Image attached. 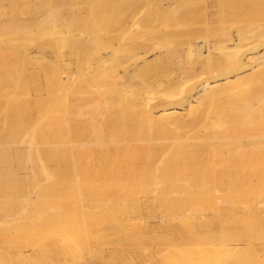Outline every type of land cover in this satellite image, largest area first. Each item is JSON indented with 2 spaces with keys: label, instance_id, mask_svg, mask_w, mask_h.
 Segmentation results:
<instances>
[{
  "label": "rangeland",
  "instance_id": "374dc122",
  "mask_svg": "<svg viewBox=\"0 0 264 264\" xmlns=\"http://www.w3.org/2000/svg\"><path fill=\"white\" fill-rule=\"evenodd\" d=\"M196 1L202 2V0H196ZM36 2H38L39 5L40 4L41 5L39 6L38 3L36 4ZM49 4H51L52 6L48 7ZM73 4H74V8L72 6ZM175 4L176 3L169 4L166 0H75V1L68 0V3L67 0H56V1L55 0L52 1L0 0V108H1L0 124L4 122L5 124L8 125V126L6 125V127H8L6 129V132L8 133L13 131L17 133V130L19 129L18 133L21 130V132L24 131L23 133H21L23 136L26 135L27 137H31V139L26 138L25 140L27 141L35 140L34 141L35 144H33V146L35 145L34 149L29 148L33 150L35 156L34 158L33 153H31L32 151L29 150L30 151L29 155L32 154L31 158L32 157L34 158V160L32 158L31 161L30 156L28 157L22 156V155L26 156L27 154L26 152H23L25 151V149H27L26 146L27 141L23 142L25 141L23 140L24 138L23 136L19 135L20 142L19 140H17V142L13 146V148L16 149H13L12 146H9L8 148L7 146L3 145L2 141L5 140V137L7 136L8 133L4 134L5 129L1 130L5 126V124H3L2 127L0 125V134L2 132L1 134L2 137L3 135H5L4 138H2L4 140L0 138L2 147L5 146V148L7 147L8 149H10L11 147V149L14 150V151L11 150L13 152H10L9 150V153L11 158L12 159L14 158L13 162L15 161L13 163L12 159H9L10 156L8 157V154L6 153L4 155L8 157V158L6 157L7 161L9 159V161L11 160L10 162L12 163H7V162L2 163L3 155H0V158L2 159V160L0 159L1 160L0 175L2 174L1 175L2 177L0 176L1 177L0 181L3 183L0 184L1 186L0 189H2V187L5 186V188L2 189L4 192H2V190L0 192L1 194L0 195V264H264V242L263 240L257 241L258 237H264V230H262L263 229L262 227L264 226L259 227L257 222L255 221V217L253 215H249V213H247L246 211L243 210L241 211L240 208H237L235 212L230 211V204H229V199H231L229 195L231 196V194L232 196L235 195L234 198L232 197V199L233 201L237 200V202H239V199H241L242 197L243 198L244 196L247 197L246 195H248L249 200H253L258 196L260 197L264 196V181L259 180L260 182H256L258 179L255 178L256 181H254V179H252L251 177L250 179H248L249 177L248 178L245 177L244 180V176L242 178V176H238V174L237 175L234 174V172H237L239 167L235 168L233 163H231L232 167L236 169L235 171H232L233 172L232 173L230 172L231 168L227 167L228 164L227 165L225 164L226 160L223 161L225 157L226 159L228 158L230 162H232L231 159L235 158L233 162L236 161V164L239 166L240 164H242V162H244L247 159L246 158L247 154L249 160V158H251L250 156L253 154L251 151L254 150V152L256 153L255 149L260 144L261 141H262L261 142L262 145L260 144V147H257V150L261 151V148L262 150H264L263 149L264 147H262L264 146L263 145L264 139L261 138V136L264 135V131L262 132V130H264V125H263L264 115L262 116V114H264L263 112L264 104L262 102H259L258 99L255 97L257 94H261L262 91L264 92L263 89L264 81L262 79V76H258V78L254 76L249 80L250 82L246 81L239 86L236 85L235 87L239 88L237 89V91L239 90L238 92H236L234 86L231 88V90L233 91L231 90L228 92L226 91L229 90L231 86L225 87V88L229 87L226 90L223 87L222 89L224 91L222 92H220L222 90L221 88H219L221 89L220 91H217L219 89L215 90L217 91L216 94L217 99L214 100L216 102L214 104L216 105V107L215 106L213 107V105H211V107L217 108L220 106V108L219 109L217 108L218 112H215L217 110H214L213 111L214 114L211 113L213 115V117L210 118L211 120L204 117L205 120L207 119L211 121V123L208 121L204 122L205 120L201 118L203 116L202 114H205L203 110L205 111V108L206 110L208 108L207 107L208 98L206 100L205 98H203V100L205 101H203L202 99L199 100V101H203L202 103L201 102L199 103V101H197L199 104H203V105H199L197 102L193 101L191 106L190 105L186 106V108L182 110V113L184 115V116L182 115L183 120L185 119V121L187 120V122L188 121L190 122L193 121V119L195 118L197 120V123L199 122V124L186 125L180 127L179 125L177 126L173 124L172 125L167 124L168 126L171 127L172 126H177V127H172V128L167 127L165 129L161 128L160 126L161 123H162L161 125L166 123V121L164 122V119H163L164 123L162 122V120L157 119L156 121H154L155 122L154 124L153 121L152 122L148 121V123L146 122L147 123L146 124L145 123L146 120L143 118L140 112L141 106L140 107H138L137 105L129 106V104L126 103L125 105H128L126 107H128L129 109L128 111L130 113L129 114L127 112L126 114L128 117L132 116L135 123L133 125L126 124L129 126V128L125 130L126 127H123L122 123L120 124L118 123L122 120L124 116H121L122 115L121 111L116 109L115 114H113L114 115L113 117L116 118L115 120H117V123L119 124V126L118 124H116L117 138L118 140H120L119 143L117 144L118 148L116 149V153H119L117 156L118 159L115 161V163L112 161H110L107 164L100 163L98 161L99 151L97 150L99 148L97 146L93 147L94 150L92 151L94 153L90 155V158H92L94 164H92L91 166L93 167V169L96 170L99 176L95 175L97 176L96 177L97 181L92 183L93 186L91 187H93L94 191L92 192L93 195L91 197L79 198L77 196H72V195L68 196L69 193L66 192L67 185L65 183L66 176L64 174L65 171H64V164L62 162L63 160H60L59 158H57L58 160H56L54 155L55 151L62 149L58 152V154L61 152L59 155L62 156L65 152V149H63L64 146L63 144L62 146L58 145L57 147L58 150L54 147V145H52V147L55 150H53V148L51 149V146H49L51 144L48 142H51L50 140L54 139L55 136L59 137V139L61 138L60 139L61 141L64 139L65 125L63 124L64 122H62V120L64 118L63 109H65L64 104L66 103L67 95H66V90H64V86L63 85L61 86L55 77H57L56 74H59L64 69L63 59L66 53V47L64 41L67 39L68 35L94 34L101 36L114 32L115 27L113 26L117 27L118 31L116 30V32H120V33L122 32V34L124 33L125 36L132 34L146 35V36L147 35L154 36L156 34H166V35L170 34L175 36L180 35L183 38V36L186 35L185 32L187 31L186 32L187 36L186 38L184 37V41L179 36L181 39L177 38L174 39L173 41L174 44L177 45L175 46L174 44H172V47H178L177 49H179L182 55L179 54V52L177 54H173V53L166 54L165 50H155L145 55L144 59L142 58L140 61H138L139 66L144 65L146 61L147 63L149 62L151 63H149L150 65L148 64L149 66L147 65L148 68L146 69L148 70V72L145 76L146 77L145 80H142L141 76L131 77L130 90L135 93H139L142 100L147 102L148 105L151 107V109L155 113H157L162 109V105L164 104L163 102V99L165 97L164 95L166 94V89H164L165 86L164 87L160 86L157 83V80H159L160 77H162L161 80L163 81H165L168 78L165 82L169 80H172L173 83L177 82V84L175 85L172 84L173 88L172 87L169 88V90L171 89V93L173 92L176 93L178 91L181 92L182 88L190 89L195 85L193 83H196L195 87H200L199 85L203 84L200 83L201 81L198 79L199 75L194 77L192 72L189 71V73H191L192 75L187 73L188 68L190 67L189 61L192 62L194 58H195L194 60H196V57H194V54L196 53L195 52L191 53L193 54L191 55L193 56V58H190L192 60L187 61V59L190 55V52H188V46L190 43L189 41L191 40V37L189 36L188 33H190V35L193 34L194 37L192 36V39L195 38V36L199 37V35L201 36V34L205 32L203 28L205 27V25L204 23H201V20H199L200 21L199 22L197 21V19L195 20L196 23L194 22V20L193 21L190 20L186 25L185 24L183 26L176 25V20L178 18L180 11L178 6H176ZM161 5L163 6L161 7ZM54 8L56 9V12ZM66 8H68V11H66ZM33 10L35 12H32ZM62 12L64 15H60L61 16L60 17L59 13L62 14ZM48 13L51 16H49ZM52 13H55L56 16H58V19H55L57 17L55 16L54 18ZM72 13H75L76 15L78 14V16L76 15L71 16ZM32 14H37V15H32ZM46 14L48 15L47 17H45ZM74 16H76V18ZM11 18H13L14 24L11 22L12 21ZM18 19L21 20L22 23ZM16 20H18L17 23L14 22ZM8 22L11 24H9ZM23 24L27 26L29 30L27 29V27L25 28ZM22 25L23 28L25 29L22 28ZM112 27L114 28V30ZM109 29L111 30V32H108ZM197 29L199 35H197L198 33ZM192 30L194 31L192 32ZM54 31H56L55 32L56 34L57 32L59 34L61 33L60 35H62L63 37L57 34V36L59 35L60 37L59 36L56 37L58 38V40L55 39L53 35L54 33L52 34V32ZM104 31L107 33H105ZM189 31H191L192 33ZM46 32L48 33V35ZM49 34H52V36ZM176 40H178V42H176ZM181 40L183 44L185 42L186 43L189 42L187 43L188 45L187 46L186 44L183 45ZM10 42L11 43L13 42L15 46ZM179 42H181L180 44L182 46L179 45ZM15 47H18V49ZM185 48L187 49V51ZM186 61L189 64H187ZM200 65L201 64H198L197 68L198 67L202 68V66ZM201 68L199 69L200 71ZM185 69L187 71H185ZM171 72L173 73L171 74ZM185 72L189 77L185 74ZM130 73H132V71ZM202 74H205V72H202ZM202 74H200V78H202L201 77ZM169 75L171 76L168 77ZM203 76H206V74ZM62 77H64V75H62ZM53 78L54 80H52ZM190 78H192V80ZM258 79H260L261 81ZM202 81L204 82V80ZM53 83L57 85L55 86L53 85ZM245 83L247 87L244 85ZM250 83L253 85H249ZM252 86L254 88H252ZM245 87L247 90H249V94L245 89ZM234 90L236 93L239 94L238 95L234 94L235 93ZM255 90L260 92L257 93V91ZM169 92H167V94H169ZM180 92H178L177 94H179ZM254 92L257 94L255 95ZM225 93L227 95H225ZM219 94H220V98H218ZM198 95L199 94H196V96ZM234 95L236 96L234 97ZM225 96L227 98H225ZM250 96L253 99H250L251 98ZM119 103L123 104L124 102H119ZM119 103L116 102L115 105ZM245 104L251 105L248 106L252 108L251 109L252 112L251 110L249 111L248 108H245L246 106ZM242 105L244 110L238 113L237 110L240 109L237 108L239 107L243 109ZM221 107L224 114H222L223 113L222 111L220 112ZM232 109L234 111H232ZM245 109L247 110L245 111ZM258 111L260 114H257ZM232 112L234 113L232 114ZM199 113L202 114L200 115ZM22 114H24L28 119L26 120V117ZM229 115L230 117L228 118ZM22 116H24L23 119L20 118ZM54 116L56 117V119H60L59 120L60 126L53 125L55 123L54 121L51 120L55 119ZM216 117H219V119H217ZM199 118L203 119L204 121L203 120L201 121V119L199 120ZM230 118H232V120H228ZM260 118H262L263 121L262 120L260 121ZM175 119L176 118H174V120ZM212 119H214L215 123H213ZM48 120L49 122H47ZM165 120H167V122L169 120L172 121L173 117L172 120L170 118H166ZM217 120L219 121L221 120V121L219 122ZM222 120L223 122L225 120V122L223 123ZM249 120L252 122L250 123ZM156 122H158L157 125ZM231 122L233 124H230ZM248 122L250 125H248ZM225 123H228L229 125L227 126L226 124L227 126L226 127ZM51 124L52 126L55 127V129L58 127V129H56L55 132H57V130L59 129L61 130L58 131L57 133H53L52 129L54 128L51 127ZM214 124L215 125L219 124V126L217 125L216 127H214L215 126ZM29 125H31L33 128L30 127ZM42 125L43 128L46 125L44 130L42 129ZM221 125L224 127H222ZM140 126H142L143 129ZM229 126L230 128L233 126V128L230 129ZM256 126H259L258 128H261V126H263V128L262 130H260L257 129ZM49 127L50 129H48ZM120 127L123 128L121 129ZM147 127H149L150 129L149 131ZM253 127H255L256 129ZM140 128L142 129V131L144 130L145 132L140 131L141 130ZM132 129L135 131L134 133ZM41 130L43 131V133ZM218 130L219 132H217ZM48 131L50 132L52 131L53 134ZM258 131L260 133H257ZM136 132L138 134H135ZM255 132L257 135H255ZM50 134L51 136H49ZM59 134L61 137L59 136ZM252 134L253 136H251ZM57 137L55 138L58 140ZM258 139H260L261 141H259ZM257 141H259V143ZM44 142H46L47 144H45ZM33 146L31 145V147ZM5 148L4 149L2 148V150H5ZM18 149L21 150V153H19L20 151H18ZM118 149L119 151L117 152ZM126 151H128L129 154ZM183 151L184 153L186 152L187 154L186 153L183 154ZM259 151H257L256 156L259 155L258 153H262ZM1 152L2 151H0V154ZM178 153H181V155ZM38 154L40 155V157L42 156L41 159L39 158ZM235 154L237 157L235 156ZM238 154L240 155L239 157L243 159V161L239 160L240 158L238 157ZM263 154L264 152L260 155ZM12 155H14V157ZM52 155H54V158ZM150 155L152 156L154 155V157ZM175 155L177 156V158L175 157ZM182 155L183 157H188V158L189 156H191L190 157L191 161H192L191 158H193V161L195 162L196 165L192 161L193 162L192 165L193 164L194 165L191 169L196 170L197 173L196 172L194 173L193 172L194 170L191 171L189 169V167L192 166L191 165L188 167V163L191 164L190 161L188 162V160H184L183 157H180L183 158V161L182 159H178L179 158L178 156H182ZM260 155L258 157L256 156L255 157L258 159ZM244 156L246 158L245 160L243 158ZM263 156H261V158ZM164 157L166 158L164 159ZM169 157L172 159H170ZM220 157L224 159L222 160ZM237 158L239 161L237 160ZM251 159L254 160V162L253 161L250 162L256 163L254 157ZM263 159L264 158H262V160ZM24 161H26L27 163ZM176 161H178L179 163H177ZM18 162L20 164H18ZM248 162L249 161H247L246 163L248 164ZM174 163L175 164L177 163L176 165L178 167L180 166L179 168H181V165L183 167H188V168H184V170L181 169L182 170L181 171L180 169H178V167L176 168ZM212 163L215 164V166L213 165L214 167H212ZM184 164L186 165L184 166ZM243 164L240 165V168H244L245 166L248 167L247 164L246 165ZM170 165H172L177 169L175 173L177 171H180L182 173L187 169L186 172L183 173H186L187 175L189 173L190 180L191 178L193 180L191 182L189 181V179L188 180L185 179L186 182L183 181L182 180L183 178L181 177H184L185 176L184 174L181 177L178 176L179 182H177L178 179L176 181L175 177L178 174H175L174 172H173L174 174H172L174 175V179L171 174H169V176L170 175L171 176L169 177L170 179H168L166 177V175L168 174L166 173L169 170L168 167L171 169L172 166L170 167ZM132 166L133 168H135L136 172L139 171L140 172L137 174L138 176L137 175L135 176V178L130 179V177L128 178L126 176L127 178L126 180L125 174L127 171L130 170L129 168H132ZM115 167H117V169ZM213 168L218 170V171L216 170L217 174L214 172L215 169ZM209 169H212L213 172L211 173L212 170L209 171ZM109 170H112L111 171L112 175ZM164 170L166 173L163 172ZM188 170H190L191 173L190 172L187 173ZM232 170L234 169L232 168ZM160 171L162 172L160 173ZM107 172H109L110 174ZM117 172L119 173L121 172V173L117 174ZM200 172H202L201 175L204 174L203 178L201 179L200 176L199 178L198 176H196V174L198 173H199L198 175H200ZM164 173L166 175H164ZM227 173H231V174L229 175ZM122 174L124 176H122ZM192 174L195 177H193ZM232 174H234L235 177L237 178L238 177L242 178V180L239 178L241 181L240 182L239 179L237 180V178L232 176L233 179L237 180V181L234 180L235 183L239 181L237 183V186L234 185L235 183L233 179L230 180ZM109 175L112 176L114 179L113 178L111 179ZM228 175L230 177H228ZM159 176H161V178ZM149 177L152 178L149 180ZM120 178H122V180H120ZM143 178H145L147 181L143 182L142 181ZM129 179L131 180V184ZM229 180L233 181V183L232 182L230 183ZM7 182L8 184L10 183V186L7 184ZM251 182L253 184L255 183V185L253 184L250 185ZM126 183L128 187L130 186L131 187H130V192L128 193L129 195L128 194L127 196L125 195L126 196L125 198L122 197L124 199L121 198L123 200V201L121 200L122 203H119L121 201L118 200V204H117L116 199H115L116 201H114V199L110 198L114 202L112 201L113 204L110 202V207H108L106 203L109 205L108 202L111 200L107 201L108 199L106 200V198L108 197L102 198V196L100 197L99 195L96 194V193H100V191L106 192L110 190L112 187L117 189L116 188L117 185H119L120 187L121 185L122 186H124V184L126 185ZM142 183L143 185H141ZM181 183L184 184L182 185ZM229 183L237 188H240L239 184H242L241 185L242 188L235 189V187L233 186V188L231 189V185ZM14 184H16L17 187ZM34 184L37 186L33 187ZM46 184L50 185L51 187L58 186L59 189L60 186H62L63 188L61 187V190L58 191L56 190L58 188L55 189L54 187L55 193L50 192L47 196V194L45 193H47L48 188H50L49 189L50 191H52L53 188H51ZM133 184H135V186H133ZM113 185L116 186L114 187ZM12 186H14L13 189L16 191L14 194L19 195V193L21 194L23 191V196L26 202H29L31 205H35L36 208H40L38 213L39 216L38 215L35 216L37 214L36 211H38V209L35 208L36 213L34 215V213L31 210H29V208H25L18 205L20 202L15 205H10V206L8 205L7 206L8 209H5L6 204L8 202H11L10 201L11 198L9 197L11 193L5 191L11 189ZM20 187H22V189ZM37 187H39L40 189ZM44 187L47 188L46 192L44 191L46 188L44 190L42 189ZM119 187L118 189L121 188ZM226 187H228L227 188L228 190L226 189ZM16 188H19L20 191L17 190ZM101 189H103L104 191H102ZM180 190L184 195L180 193ZM225 190L227 192H225ZM237 190H243V191H241L242 193L238 191L239 192L238 194ZM39 191H43L44 192L43 194H45L48 198H46L45 196L41 197L43 194L42 192ZM57 191L60 197H62V195L60 194H64L63 197L67 199V201H65L64 199L61 200L66 203L67 205L66 209L69 210L68 212V210L66 211V209H64L63 213L66 211L68 212V215L66 213L62 214L64 216L58 217L61 218L59 221L56 218L57 216L61 215L57 213L58 211H60V209L58 208L59 210L58 211L56 210L57 211L56 213L59 215L56 214L55 216V211L52 212L54 207L50 206L52 207V211L50 210L49 214L55 216L54 218L55 220L53 219V216H51L52 218L51 219L48 214L45 213L44 214L45 216L49 217V219L47 218V220L49 221L53 220L56 222L48 223L49 221L46 220L47 221L45 222L46 228L44 224L43 225L44 229L41 227L42 229L39 228L41 229V232H37L35 221L37 220L40 221L41 219L39 218L41 217V215H43L42 212L46 210L44 209L43 211V208L41 209V206H44L45 208L47 204L51 205V203L50 204L47 203L48 202L47 199H49V196L50 198L56 196ZM62 191L63 193H61ZM67 191L69 190L67 189ZM2 193L4 194V196ZM5 193L8 194V198H6L7 202L5 201V198H2L5 197ZM191 193L194 195V197ZM225 193H227V195ZM128 196H130L131 199L130 197L127 198ZM133 196L135 199H132ZM44 198H46L45 199L46 205L44 203L45 202ZM55 198L58 199L57 196L54 197V199ZM126 198L128 199V201ZM54 199L52 201H54ZM101 199H103V201ZM58 200H55L56 204H58L57 202L62 203L61 200L60 201ZM99 200L100 203H98ZM104 200L107 201L104 204L107 206V209H105L106 207L102 203L105 202ZM54 202H52L53 206H56ZM138 203L140 204L139 208L141 212L139 210V212L137 211L136 213L137 215L136 214L134 215L133 211L134 208L138 205ZM116 204L117 205L120 204V206L123 204V206L121 207L124 209H121L119 212L118 210L121 207L117 206ZM188 204L191 205L189 206V208H187ZM100 205L104 206L105 208L104 209L102 207L100 208ZM113 205L114 208L117 206V208L119 209H116L117 211L113 210L114 209L112 208ZM97 206L99 211H102V213L103 210H105L104 212H106V210L109 211L103 214L104 217L105 215H109L108 213H111V211L112 213L114 211H115L114 213L118 212V214L116 216L115 214L114 216H108V217L106 216V220L104 223L103 221H101L102 215L99 216V214L101 213H97L98 211ZM185 206L187 209L184 208ZM36 217L38 218L37 220ZM41 222H44V219L41 220ZM58 222L61 223V226L60 224L57 226L54 225ZM101 223L104 224L101 225ZM62 224L66 225L65 227L67 228L64 229L68 230L67 233L65 232V230L63 231ZM52 225L53 227H50ZM47 226L50 228H47ZM57 228L59 229L56 230ZM48 229H50L51 231ZM52 229H54L53 233L57 231L59 233L60 231H62L65 235H61L62 232H60L61 236L58 233H56L58 235V237H56L57 235L56 234L53 235ZM42 231L46 232V235L42 234L43 233ZM219 235H222L223 237ZM135 236L139 237L138 240L134 239ZM61 237L64 238L67 237L68 240L66 238L63 239V240H67V242L62 241ZM221 238L225 239L228 243L225 245V243H223V241L225 240ZM232 238L233 240L235 239V241H233ZM237 240H240V242H238L237 247H241L242 252L239 253L238 250L237 252L239 254L236 252H234L235 253L234 254L231 251L229 253L228 252L229 250L225 248H227L230 243L231 244L237 243ZM248 240H254L255 242L257 241L259 242V244H255L254 246L250 245L249 247L245 243ZM31 243L33 244L32 246ZM21 245H25L24 253L22 255H19L16 251L22 248ZM224 245L227 247H224ZM222 247L224 249H221ZM244 247H246L247 249L243 250Z\"/></svg>",
  "mask_w": 264,
  "mask_h": 264
},
{
  "label": "bare ground",
  "instance_id": "6f19581e",
  "mask_svg": "<svg viewBox=\"0 0 264 264\" xmlns=\"http://www.w3.org/2000/svg\"><path fill=\"white\" fill-rule=\"evenodd\" d=\"M41 1H43V0H41ZM50 1H52V0H50ZM56 1V0H55ZM75 1V0H74ZM169 4H172V3H176L175 5L176 6H178V8H179V15H178V18H177V20H176V25H181V26H183L184 24L186 25V24H188V22L191 20V21H193L194 20V22H195V20L197 19V21H199V20H201V23H204V25H205V27H203L204 28V30H205V32H203L202 34H201V32H200V34H201V36L199 35V32H198V29H197V35H199V37H197V36H195V38H193L192 39V36H193V34H191L190 35V33H188L189 34V36L191 37V40L189 41V42H187V43H189V46H188V52H190V55H189V57H188V59H187V61L188 60H192V59H190V58H193V56H191V55H193V54H191V53H196V54H194V57H196V60H192V62L191 61H189L190 62V67L188 68V71L185 69V71H187V73H189V71L190 72H192L193 73V75H194V77L195 76H198L199 75V77H198V79L201 81L200 83H203V84H201V85H199L200 87H195V85H196V83H193V84H195L193 87H191L190 89H187V88H185V89H183L182 88V91L180 92V91H178V92H180L179 94H177L178 92H173V93H171V89L169 90V88L170 87H172V84L173 85H175V84H177V82L176 83H173V81L172 80H169V81H167V82H165V81H163V80H161V78L162 77H160V79L159 80H157V83H158V85H160V86H165L164 87V89H166V94L164 95L165 97H164V99H163V102H164V104L162 105V109L160 110V111H158L157 113H155L152 109H151V107L148 105V103L147 102H145L144 100H142V98L140 97V94L139 93H135V92H133V91H131L130 90V80H131V77L132 76H141V79L142 80H145V76H146V74H147V72H148V70L146 69V68H148V66L150 65L149 63H151V62H149V63H147V61L145 62V64L144 65H142V66H139L138 64V61H140L142 58L144 59V56L145 55H147V54H149L150 52H153V51H155V50H165V53L166 54H169V53H173V54H177L178 52H179V54H181L182 55V53H180V51H179V49H177L178 47H172V44H174V39H177V38H179V39H181L182 38V36H175V35H170V34H156V35H154V36H151V35H138V34H136V35H126L125 36V34L123 33L122 34V32L120 33V32H116V30L118 31V29H117V27L116 26H113V27H115V30H114V28H113V30H114V32H111V30L109 29V31L108 32H111V33H108V34H105V35H101V36H98V35H94V34H72V35H68L67 36V39L64 41L65 43V47H66V53H65V55H64V59H63V62H64V69H63V71L62 72H60L59 74H56L57 75V77H55L57 80H58V83L62 86H64V90H66V95H67V97H66V103L64 104L65 106V109H63L64 110V118H63V120H62V122H64L63 124L65 125L64 127H65V132H64V139L61 141L60 139H59V137H57V136H55V134H54V136L55 137H57L58 138V140L54 137V139H52V140H50L51 142H48V143H50L51 145H49V146H51V149L53 148L52 147V145H54V147L57 149V147H58V145H61L62 146V144H63V146L65 147H63V149H65V152H64V154L61 156V155H59L58 154V152L60 151V150H62V149H60V150H58V151H55L54 152V155H55V159L56 160H58L57 158H59L60 160H63L62 162H63V164H64V174H65V179H66V188L69 190V191H67V189H66V192H68L69 194H68V196H70V195H72V196H77V197H79V198H83V197H91L93 194H92V192L94 191V189H93V187H91V186H93L92 185V183H94L95 181H97V176H99V174L96 172V170L95 169H93V167L91 166L92 164H94V162H93V160H92V158H90V155H92V153H94L92 150H94L93 149V147L94 146H97L99 149H97L98 151H99V153H98V161L100 162V163H109L110 161H112V162H114L115 163V161L118 159V154L119 153H116V149L118 148L117 147V144L119 143V141L120 140H118V138H117V132H116V127H117V125L116 124H120V123H122V126L123 127H126L125 128V130H127L128 128H129V126L128 125H126V124H129V125H133L135 122H134V119H133V117L131 116V117H128L127 116V112L129 113V109H128V107H126V106H128V105H125L126 103L127 104H129V106L130 105H137L138 107H140L141 106V108H140V112H141V114H142V116H143V118L146 120L145 121V123L147 122L148 123V121H153V124L155 123L154 121H156L157 119H160V120H162V122H163V119H164V122L166 121V123H164L163 125H161L160 124V126H161V128H170L171 126H168V125H179V127L180 126H186V125H195V124H199V122L197 123V120L194 118L193 119V121H188L187 122V120L185 121V119L183 120L182 119V117L184 116L183 115V113H182V110L183 109H185L186 108V106H191L192 105V103H193V101H195V102H197V101H199V100H203V98H205V100L207 99V101H208V104H207V110H206V108H205V111L203 110V112L205 113V114H202L203 116L201 117V118H203L204 120H205V118L204 117H206L207 119H210L211 117H213V115L211 114V113H213V111L214 110H217V108L219 109L220 108V106L219 107H217V108H213L214 106L216 107V105H214L216 102L214 101L215 99H217V91H220L223 87L225 88V87H227V86H231L230 88H229V90H226V89H228V88H225V90L228 92V91H230L231 90V88L234 86V89H236V92H238L237 91V89H239V88H236L235 86L236 85H241L242 83H244V82H248L252 77H254V76H256L257 78H258V76H262V79H263V81H264V78H263V75H264V0H202V2H200V1H196V0H166ZM40 2V1H39ZM58 2V1H57ZM61 2H63V1H61ZM38 2H36V4H37ZM42 3V2H41ZM45 3V2H44ZM60 3V2H59ZM67 3H68V0H67ZM75 3V2H74ZM48 4V3H47ZM54 4V3H53ZM57 4V3H56ZM38 5H39V3H38ZM41 5V4H40ZM39 5V6H40ZM61 5H63V4H61ZM68 5V4H67ZM44 6V5H43ZM50 6H52L51 4H49V6L48 7H50ZM66 6V5H65ZM64 6V7H65ZM73 6V8H74V4L72 5ZM163 5H161V7H162ZM35 7H37V6H35ZM57 7H59V6H57ZM30 8V7H29ZM39 8V7H38ZM41 8V7H40ZM47 8V7H46ZM60 8H61V6H60ZM72 8V9H73ZM42 9V8H41ZM44 9V8H43ZM55 9V8H54ZM53 9V10H54ZM50 10V9H49ZM53 10H52V12H53ZM65 10V9H64ZM42 11V10H41ZM41 11H39V12H41ZM51 11V10H50ZM66 11H68V8H66ZM32 12H35L34 10L32 11ZM55 12H56V9H55ZM58 12V11H57ZM74 12V11H73ZM61 13V12H60ZM59 13V16L60 15H64L63 14V12H62V14H60ZM76 13V12H75ZM75 13H72L71 14V16L72 15H76ZM51 14V13H50ZM53 14V16H54V18H55V16H56V14L55 13H52ZM55 14V15H54ZM58 14V13H57ZM161 14H163V13H161ZM5 15H7V14H5ZM29 15V14H28ZM32 15H37V14H32ZM48 15H49V13H48ZM47 14L45 15V17H47L48 16ZM40 16V15H39ZM49 16H51V15H49ZM70 16V17H71ZM76 16H78V14L76 15ZM76 16H74L75 18H76ZM31 17V16H30ZM57 18H55V19H58V16H56ZM61 17V16H60ZM59 17V18H60ZM66 17V16H65ZM65 17H63V18H65ZM79 17H80V15H79ZM33 18H34V16H33ZM53 18V17H52ZM53 18V19H54ZM69 18V17H68ZM73 18V17H72ZM78 18V17H77ZM192 18V19H191ZM12 19V23H13V18H11ZM44 19V18H43ZM62 19V18H61ZM60 19V20H61ZM19 20V19H18ZM18 20H16V21H14L15 23H17V21ZM65 20V19H64ZM20 22H21V20H19ZM40 21H41V19H40ZM53 21V20H52ZM57 22V21H56ZM193 22V23H194ZM200 22V21H199ZM9 23V22H8ZM19 23V22H18ZM22 23V22H21ZM196 23V22H195ZM9 24H11V23H9ZM14 24V23H13ZM24 25V24H23ZM23 25H22V28H23ZM203 25V24H202ZM9 26V25H8ZM25 26V25H24ZM27 26H25V28H26ZM30 27V26H29ZM53 27V26H52ZM120 27H121V24H120ZM20 28H21V26H20ZM25 28H23V29H25ZM111 28V27H110ZM201 28V27H200ZM27 29H28V27H27ZM55 29V28H54ZM202 29V28H201ZM6 30V29H5ZM22 30V29H21ZM20 30V31H21ZM29 30V29H28ZM50 30V29H49ZM112 30V31H113ZM120 30V29H119ZM186 30H187V28H186ZM26 31V30H25ZM106 31V30H105ZM104 31V32H105ZM194 30H192V32H193ZM200 31V30H199ZM56 31H54V32H52V34L54 35V37H55V39H57L58 40V38H56V37H58L60 34L57 32V34H59L58 36H57V34L55 33ZM104 32H103V34H104ZM187 32V31H186ZM185 32V36H183V41H184V37L186 38V36H187V33ZM189 32H191V31H189ZM191 32V33H192ZM47 33V32H46ZM105 33H107V32H105ZM52 34H49V35H51L52 36ZM196 34V33H195ZM194 34V35H195ZM47 35H48V33H47ZM56 35V36H55ZM61 37H63L62 35H60ZM59 36V37H60ZM13 37V36H12ZM176 37V38H175ZM194 37V36H193ZM10 39V38H9ZM178 39V40H179ZM178 40H176V42H178ZM188 41V40H187ZM181 42H182V40H181ZM181 42H179V45H181L180 43ZM11 43V42H10ZM9 43V44H10ZM15 43V42H14ZM186 42L184 43V44H186V46L188 45ZM11 44H13V42L11 43ZM182 44H183V42H182ZM183 44V45H184ZM14 46H15V44H13ZM12 45V46H13ZM175 45V44H174ZM177 45V44H176ZM175 45V46H176ZM182 46V45H181ZM7 47V46H6ZM10 47V46H9ZM13 48V47H12ZM15 48H17L18 49V47H15ZM44 48V47H43ZM43 48H42V50H43ZM10 49V48H9ZM16 49V50H17ZM186 49V48H185ZM44 51H46V50H44ZM182 51V50H181ZM184 51V50H183ZM186 51H187V49H186ZM206 53V54H205ZM184 54H185V52H184ZM186 55H187V53H186ZM186 61V62H187ZM149 64V65H148ZM187 64H189L188 62H187ZM187 64H186V66H187ZM198 64H201L200 66H202V68H201V71L199 70L200 68L198 67L197 68V66H198ZM62 65V64H61ZM148 65V66H147ZM184 65H185V63H184ZM183 66V65H182ZM186 66H184V67H186ZM146 69V70H145ZM132 71V73H130ZM180 71V70H179ZM183 71V70H182ZM199 71H200V74H202V72H205V74H206V76H203V75H205V74H202V78H200V74H199ZM173 72H171V74H172ZM179 73V72H178ZM131 74H133V75H131ZM184 74V73H183ZM185 74H186V72H185ZM189 74H191V73H189ZM62 75H64V77H62ZM187 75V74H186ZM192 75V74H191ZM171 75H169L168 77H170ZM182 76V75H181ZM188 76V75H187ZM189 77V76H188ZM204 77V78H203ZM192 78H193V76H192ZM192 78H190L191 80H192ZM261 78V77H260ZM171 79V78H170ZM204 80V82L202 81V80ZM52 80H54V78L52 79ZM174 80V79H173ZM258 80H260V79H258ZM257 80V81H258ZM261 81V80H260ZM262 81V82H263ZM51 82H53V81H51ZM56 82V81H55ZM194 82V81H193ZM250 82V81H249ZM252 82V81H251ZM259 82V81H258ZM253 83V82H252ZM254 84V83H253ZM253 84H249V85H253ZM259 84V83H258ZM262 84V83H261ZM260 84V85H261ZM53 85H57V84H55V83H53ZM59 85V86H60ZM245 86H246V83L244 84ZM257 85V84H256ZM247 87V86H246ZM246 87H245V89H246ZM168 88V89H167ZM173 88V87H172ZM199 88V89H198ZM219 88H221V89H219ZM252 88H254L253 86H252ZM217 89H219V90H217ZM249 89V88H248ZM260 89V88H259ZM264 89V88H263ZM215 90H217V91H215ZM247 90V89H246ZM170 91V92H169ZM215 91V92H214ZM222 91H224L223 89L220 91V92H222ZM225 91V92H226ZM231 91H233V90H231ZM255 91H257V90H255ZM261 91H262V88H261ZM35 92V91H34ZM167 92H169V94H167ZM226 92V93H227ZM234 92H235V90H234ZM233 92V93H234ZM234 93V94H239V93ZM247 92H248V94H249V90H247ZM260 91H257V93H259ZM215 93V94H214ZM219 93V92H218ZM225 93V95H227ZM230 93V92H229ZM257 93H255L254 92V94L256 95ZM173 94H176V95H173ZM196 94H199L198 96H196ZM222 94V93H221ZM253 94V93H252ZM179 95V96H178ZM244 95V94H243ZM177 98H176V97ZM196 96V97H195ZM232 96V95H231ZM236 95H234V97H235ZM167 97V98H166ZM223 97H224V94H223ZM229 97V96H228ZM251 97V96H250ZM257 99H258V101L259 102H262L263 104H264V92L262 91V93L261 94H257L256 96H255ZM218 98H220V94H219V97ZM225 98H227L226 96H225ZM250 99H253L252 97L250 98ZM205 100H203V101H205ZM203 101H199V103L201 102H203ZM206 101V102H207ZM213 101H214V103H213ZM220 101V100H219ZM219 101H217V102H219ZM252 101V100H251ZM253 101H255V100H253ZM116 102H124L123 104H121V103H119V104H116L115 105V103ZM198 103V102H197ZM198 103V104H199ZM245 103V102H244ZM261 104V103H260ZM262 104V105H263ZM199 105H203V104H199ZM211 105H213V107H211ZM234 105V104H233ZM232 105V106H233ZM246 105V104H245ZM244 105V106H245ZM249 106H251L250 104H248ZM248 105H246L245 106V108H248V110L250 111L252 108L251 107H249ZM230 106H231V104H230ZM255 106V105H254ZM226 107V106H225ZM234 107V106H233ZM256 107V106H255ZM229 108V107H228ZM231 108V107H230ZM242 108H243V105H242ZM250 108V109H249ZM263 108H264V106H263ZM1 109V108H0ZM23 109V108H22ZM60 109V108H59ZM116 109L117 110H119V111H121V113H122V115L121 116H124L123 118H122V120L120 121V120H118V121H120V122H118L117 123V120H115L116 118H114L113 116V114H115V111H116ZM236 109V108H235ZM237 109H240V110H237L238 111V113L240 112V111H242V110H244V108L243 109H241V108H237ZM253 109H255V108H253ZM262 109V108H261ZM56 110V109H55ZM58 110V109H57ZM127 110V111H126ZM227 110V109H226ZM247 109H245V111H246ZM258 110V109H257ZM259 110H260V108H259ZM263 110V109H262ZM2 111V110H1ZM126 111V112H125ZM223 112V110H222V107H221V110H220V112ZM230 111H231V109H230ZM232 111H234L233 109H232ZM255 111V110H254ZM254 111H253V113H254ZM124 112V113H123ZM215 112H218V110L217 111H215ZM251 112H252V110H251ZM261 112V111H260ZM263 112H264V110H263ZM229 113V112H228ZM228 113H226V114H228ZM234 112H232V114H233ZM253 113H252V115H253ZM256 113V112H255ZM262 113V112H261ZM26 114V113H25ZM28 114V113H27ZM130 114V113H129ZM128 114V115H129ZM200 114V113H199ZM198 114V115H199ZM200 114V115H201ZM214 114V113H213ZM219 114V113H218ZM221 114V113H220ZM222 114H224V112L222 113ZM231 114V113H230ZM231 114V115H232ZM241 114H242V112H241ZM257 114H260L259 113V111H258V113ZM22 115H24V114H22ZM120 115V114H119ZM183 115V116H182ZM215 115H216V113H215ZM254 115H256V114H254ZM264 114H262V116H263ZM20 116V115H19ZM25 116V115H24ZM24 116H22V117H20V118H22L23 119V117ZM57 116V115H56ZM60 116V115H59ZM222 116V115H221ZM226 116V115H225ZM260 116V115H259ZM26 117V116H25ZM29 117V116H28ZM55 117V116H54ZM116 117H117V115H116ZM172 117H173V120H172ZM223 117V116H222ZM230 117V115L228 116V118ZM58 118V117H57ZM118 118H119V116H118ZM142 118V119H143ZM166 118H170L172 121H168L167 122V120H165ZM174 118H176L175 120H174ZM198 118V117H197ZM201 118H199V120L201 119ZM217 119H219V117H216ZM224 118V117H223ZM222 118V119H223ZM28 118L26 117V120H27ZM53 119V118H52ZM203 119H201V121L203 120ZM203 120L204 122H206V121H208V122H210L211 123V121H209V120ZM225 119V118H224ZM264 119V118H263ZM59 120L60 119H56V117H55V119L54 120H51V121H54V123L55 124H53V125H58V126H60L59 125ZM211 120V119H210ZM228 120H232V118H230V119H228ZM228 120H226V121H228ZM235 120V119H234ZM245 120V119H244ZM262 120V118H260V121ZM51 121H50V123H51ZM115 121H116V123H115ZM200 121V122H201ZM212 121H213V123H215L214 122V119H212ZM217 121H219V120H217ZM216 121V122H217ZM221 121V120H220ZM219 121V122H220ZM247 121V120H246ZM250 121V120H249ZM263 121V120H262ZM37 122V121H36ZM35 122V123H36ZM40 122V121H39ZM39 122H38V124H39ZM47 122H49V120L47 121ZM61 122V121H60ZM144 122V121H143ZM161 122V121H160ZM222 122H223V120H222ZM224 122H225V120H224ZM223 122V123H224ZM228 122H230V121H228ZM252 121H250V123H251ZM254 122V121H253ZM142 123V122H141ZM146 123V124H147ZM157 123L158 122H156V125H157ZM212 123V124H213ZM256 123V122H255ZM255 123H254V126H255ZM3 124H5L4 122L2 123V124H0L1 125V127H2V125ZM24 124V123H23ZM37 124V123H36ZM46 124V123H45ZM47 124H49V123H47ZM61 124V123H60ZM119 124H118V126H119ZM143 124V123H142ZM141 124V125H142ZM152 124V123H151ZM168 124V125H167ZM220 124V123H219ZM219 124H214L215 126L214 127H216L217 125L219 126ZM226 124H227V126L229 125L228 123H225V126H226ZM230 124H233L232 122L230 123ZM239 124V123H238ZM244 124H246V123H244ZM6 125L7 124H5V128L3 127L1 130H3V129H5V132H4V134H6V133H8V132H6V129L8 128V127H6ZM155 125V126H156ZM165 125V126H164ZM223 125V124H222ZM221 125V126H222ZM248 125H250L249 124V122H248ZM247 125V126H248ZM262 125V124H261ZM264 125V124H263ZM8 126V125H7ZM27 126V125H26ZM25 126V127H26ZM30 127H32L31 125H29ZM46 126V125H45ZM45 126H44V128H43V125H42V129L44 130L45 129ZM148 126H149V124H148ZM162 126H164V127H162ZM177 126H172V127H177ZM221 126H220V128H221ZM226 126V127H227ZM231 126V125H230ZM230 126H229V128H230ZM239 126V125H238ZM37 127V126H36ZM39 127V126H38ZM51 127H53L54 129H52L53 130V133H57L58 131H60L61 129H59V130H57V132H55V130L56 129H58V127L55 129V127L54 126H52V124H51ZM122 127V128H123ZM141 128H142V126H140ZM171 127V128H172ZM222 127H224V126H222ZM251 127V126H250ZM257 127V129H260V130H262V128H263V126H261V128H258L259 126H256ZM33 128V127H32ZM47 128V127H46ZM121 128V127H120ZM121 128V129H122ZM140 128V129H141ZM148 128V131L150 130L149 129V127H147ZM231 128H233V126L231 127ZM230 128V129H231ZM242 128H244V127H242ZM249 128V127H248ZM253 128H255V127H253ZM48 129H50V127L48 128ZM138 129V128H137ZM143 129V128H142ZM142 129L140 130V131H142ZM224 129V128H223ZM244 129H246V128H244ZM256 129V128H255ZM19 130V129H18ZM18 130H17V133L15 132V131H13V132H10V133H8L7 134V136L5 137V140L4 139H2V138H4V136L5 135H3V137H2V132H1V134H0V138L2 139V140H4V141H2V143H3V145H5V146H7L8 148H9V146H12V148H13V146L15 145V143L17 142V140H19V137L20 136H23L21 133H23V132H21V130H20V132L18 133ZM25 130H27V129H25ZM32 130H34V129H32ZM31 130V131H32ZM38 130V129H37ZM47 130V129H46ZM62 130H63V128H62ZM130 130V129H129ZM133 130V129H132ZM131 130V131H132ZM220 130V129H219ZM219 130L217 131V132H219ZM239 130V129H238ZM243 130V129H242ZM30 131V132H31ZM42 131V130H41ZM144 131V130H143ZM142 131V132H143ZM228 131V130H227ZM247 131V130H246ZM264 130H262V132H263ZM29 132V131H28ZM48 132H50V131H48ZM62 132V131H61ZM60 132V133H61ZM135 131L133 130V133H134ZM141 132V133H142ZM145 132V131H144ZM221 132V131H220ZM225 132H226V129H225ZM234 132V131H233ZM33 133H34V131H33ZM39 133H40V130H39ZM42 133H43V131H42ZM50 133H52V131L50 132ZM52 133V134H53ZM147 133V132H146ZM222 133H224V132H222ZM236 133V132H235ZM257 133H260L259 131L257 132ZM25 134H26V131H25ZM31 134V133H30ZM38 134V133H37ZM135 134H138L137 132L135 133ZM145 134V133H144ZM150 134V133H149ZM262 134V133H261ZM20 135V136H19ZM57 135V134H56ZM63 135V134H62ZM142 135V134H141ZM146 135V134H145ZM218 135H220V134H218ZM255 135H257L256 134V132H255ZM29 136V135H28ZM39 136H41V135H39ZM47 136V135H46ZM49 136H51V134L49 135ZM59 136H60V134H59ZM222 136V135H221ZM251 136H253V134L251 135ZM259 136V135H258ZM257 136V137H258ZM262 136H264V135H262ZM261 136V138H263L264 139V137H262ZM24 137V138H23ZM22 138H23V140H25L26 138H29V139H31V137H27L26 135L25 136H23ZM61 137V136H60ZM63 137V136H62ZM143 137V136H142ZM8 138V139H7ZM33 138V137H32ZM42 138V137H41ZM47 138V137H46ZM139 138V137H138ZM221 138V137H220ZM219 138V139H220ZM250 138V137H249ZM7 139V140H6ZM21 139V138H20ZM35 139V138H34ZM48 139V138H47ZM216 139H218V138H216ZM223 139V138H222ZM225 139V138H224ZM257 139V138H256ZM202 140H205V139H202ZM207 140V139H206ZM259 141H261L260 139H258ZM27 140H25V141H23V142H26ZM35 141V140H34ZM34 141H27L26 143H24V144H26V146H27V149H25V151H23V152H26L25 154H26V156L25 155H22V156H24V157H28V156H30V160L32 161V158L34 157L35 158V156H34V153H33V150H31V149H29V148H33L34 149V146H33V144H35V142ZM254 141V140H253ZM259 141H257L258 143H259ZM19 142H20V140H19ZM23 142H22V144H23ZM34 142V143H33ZM38 142H40V141H38ZM37 142V143H38ZM42 142V141H41ZM204 142V141H203ZM256 142V143H257ZM262 142V141H261ZM261 142H260V144H261ZM45 144H47L46 142H44ZM257 143V144H258ZM264 143V142H263ZM253 144V143H252ZM260 144L257 146V147H260ZM0 151H2L1 152V154L0 155H3V160H2V163L3 162H7V163H12L13 162V159L11 158V156H10V153H9V150H10V152H13L14 150L13 149H16V148H13V149H11V147H10V149H8L7 147L5 148V146L4 147H2V144H1V142H0ZM18 145H19V143H18ZM31 145L33 146V147H31ZM262 145V144H261ZM264 145V144H263ZM17 146V145H16ZM37 146V145H36ZM42 146V145H41ZM242 146V145H241ZM252 146V145H251ZM254 146V145H253ZM4 149L5 148V150H2V148ZM20 147V146H19ZM257 147H256V149H255V151H256V153H257V151H259V150H257ZM262 147H264V146H262ZM37 148V147H36ZM36 148H35V150H36ZM39 148V147H38ZM254 148V147H253ZM6 149H8V150H6ZM44 149V148H43ZM259 149V148H258ZM264 149V148H263ZM11 150H13V151H11ZM29 150H31L32 152L31 153H33V157L31 158V156H32V154L31 155H29L30 154V151ZM35 150H34V152H35ZM41 150V149H40ZM39 150V151H40ZM53 150H55L54 148H53ZM242 150V149H241ZM251 150H253V149H251ZM6 151H8V152H6ZM16 151V150H15ZM18 151H20L19 153H21V150H19L18 149ZM17 151V152H18ZM28 151H29V153H28ZM52 151V150H51ZM64 151V150H63ZM119 151V149L117 150V152ZM131 151V150H130ZM244 151H246V150H244ZM250 151V150H249ZM4 152V153H3ZM43 152V151H42ZM127 153H128V151H126ZM182 152V151H181ZM253 154L250 156L251 158H253L254 157V159L256 160V163H253L254 162V160H252L251 158H249V160H248V154L246 155V158H245V156L243 157L244 158V160L246 159L247 161H253V162H248V164L245 162H242V164L244 163L245 165L247 164L248 165V167H244V168H240V165H242V164H240L239 166L236 164V161L235 162H233V160L235 159V158H233V159H231L232 160V162H230L229 160H228V158L226 159V157H225V159L224 158H221L223 161H225V164L227 165L228 164V166L227 167H230L229 169H230V172H232V171H235L236 169V167H239L238 168V170H237V172H234V174H238V176H242V178H243V176H244V180H245V177L246 178H248V179H250V177L252 178V179H254V181H256V179H258L256 182H260V181H264V159L262 160V158H264V154L263 155H260V154H262L263 152H264V150H262V148H261V151H259V152H262V153H258L259 155H260V157L258 158V159H260V160H258L256 157H258V156H256V153L254 152V150L253 151H251ZM8 154V157H9V159H12V162H10L9 161V159H8V161H7V156H5L4 154ZM53 153V152H52ZM186 153V152H185ZM184 153V151H183V154H185ZM244 153V152H243ZM13 154V153H12ZM43 154V153H42ZM46 154V153H45ZM117 154V155H116ZM129 154V153H128ZM133 154H134V152H133ZM178 154H180L181 155V153H178ZM177 154V155H178ZM187 154V153H186ZM231 154V153H230ZM240 154V153H239ZM238 154V157L241 155H239ZM246 154V153H245ZM250 154V153H249ZM39 155V154H38ZM37 155V156H38ZM54 155H52L53 156V158H54ZM136 155V154H135ZM134 155V156H135ZM215 155V154H214ZM213 155V156H214ZM244 155V154H243ZM254 155V156H253ZM13 157H14V155H12ZM15 156H17V155H15ZM45 156H48V155H45ZM61 156V157H60ZM132 156V155H131ZM150 156H152V155H150ZM187 156H189V155H187ZM229 156V155H228ZM235 156H236V154H235ZM234 156V157H235ZM242 156V155H241ZM256 156V157H255ZM261 156H263L262 158H261ZM6 159H5V158ZM50 157V156H49ZM152 157H154V155L152 156ZM175 157L177 158V156L175 155ZM179 158L178 159H182V161H183V158H184V160H188V162L190 161L191 162V164L190 163H188L187 161V163H188V167L189 166H191L192 165V163L194 162L193 161V158H191L192 159V161L190 160V157L191 156H189V158L188 157H183V155L182 156H178ZM180 157H183V158H180ZM223 157V156H222ZM230 157H232V156H230ZM229 157V158H230ZM237 157V156H236ZM34 158H33V160H34ZM37 158V157H36ZM39 158L41 159L42 158V156L40 157V155H39ZM44 158V157H43ZM131 158V157H130ZM166 157H164V159H165ZM170 158V157H169ZM218 158H219V156H218ZM240 159L239 160H242L243 161V159H241V157H239ZM22 159H24V158H22ZM29 159V158H28ZM28 159H25V160H28ZM39 159V160H40ZM45 159V158H44ZM134 159H135V157H134ZM133 159V160H134ZM170 159H172V158H170ZM210 159V158H209ZM251 159V160H250ZM1 160H0V162H1ZM4 160H6V161H4ZM49 160V159H48ZM211 160H213V159H211ZM237 160H238V158H237ZM238 160V161H239ZM262 160V161H261ZM31 161H28V162H31ZM130 161V160H129ZM172 161V160H171ZM181 161V162H182ZM221 161V160H220ZM222 161V162H223ZM228 161H229V163H228ZM257 161H261L260 163L259 162H257ZM15 162V161H14ZM13 162V163H14ZM24 162H26V161H24ZM34 162V161H33ZM118 162V161H117ZM132 162V161H131ZM177 163H179L178 161H176ZM212 162V161H211ZM216 162V161H215ZM241 162V161H240ZM27 163V162H26ZM59 163V162H58ZM173 163V162H172ZM171 163V164H172ZM176 163V164H177ZM219 163V162H218ZM231 163H233V165H234V167H232V164ZM252 163V164H251ZM18 164H20L19 162H18ZM23 164H25V163H23ZM113 164V163H112ZM117 164V163H116ZM133 164V163H132ZM175 163H174V165L176 166V168L178 167L177 165H176ZM181 164V163H180ZM194 164H195V162H194ZM193 164V165H194ZM224 164V165H225ZM239 164V163H238ZM243 164V165H244ZM249 164H251V165H249ZM6 165V164H5ZM186 164H184V166H185ZM193 165L191 166V167H189V169L192 171V170H194V169H191L192 167H193ZM196 165V164H195ZM215 166V164H213L212 163V167H214ZM235 165H237V166H235ZM118 166V165H117ZM172 165H170V167H171ZM258 166V167H257ZM260 166V167H259ZM180 167V166H179ZM178 167V169H183L184 170V168H188V167H183L182 165H181V168H179ZM183 167V168H182ZM116 169H117V167H115ZM175 167H171V169L168 167V171H167V173L165 172V170L163 171V172H165L166 174H168V175H166L165 173H164V175H166V177L168 178V179H170L169 177L172 175V174H174L175 173V171L177 170ZM195 168V167H194ZM216 168V167H215ZM215 168H213V169H215ZM232 168L234 169V170H232ZM111 169H113V168H111ZM121 169V168H120ZM119 169V170H120ZM131 171H130V170ZM128 170L129 171H127L126 172V174H125V178H126V176L129 178L130 177V179L131 178H135V176L140 172H136L135 171V168H133V166H132V168H129ZM124 170H125V168H124ZM187 170V169H186ZM186 170L185 171H183V172H186ZM190 170H188L187 171V173L188 172H190ZM212 169H209V171H211ZM217 169H215V173L217 174V171H216ZM110 171V173H111V171L112 170H109ZM182 171V170H181ZM198 171V170H197ZM240 171V172H239ZM142 172V171H141ZM162 171H160V173H161ZM174 172V173H173ZM179 172V173H178ZM181 173L180 171H177L175 174H178V175H176V177H175V179H176V181H177V179H178V176L179 177H181L182 175H184L185 174V176L184 177H181V178H183L182 180L183 181H185L186 182V180L185 179H189V181L191 182L193 179L191 178V180H190V177H189V173H188V175L186 174V173ZM194 173L196 172V170H194L193 171ZM213 172V170L211 171V173ZM229 172V171H228ZM2 173V172H1ZM97 173V174H96ZM107 173H109V172H107ZM109 173V174H110ZM119 172H117V174H118ZM121 173V172H120ZM119 173V174H120ZM125 173V172H124ZM145 173V172H144ZM191 173V172H190ZM197 173V172H196ZM201 173L202 172H200V175H198V174H196V176H198V178H199V176H200V179L201 178H203V176H204V174L203 175H201ZM214 173V174H215ZM233 173V172H232ZM101 174V173H100ZM169 174H171L170 176H169ZM213 174V175H214ZM227 174H231V173H227ZM234 174H232L231 175V178H230V180L231 179H233L232 178V176H234L235 177V175ZM2 175V174H1ZM0 175V176H1ZM95 175H97V176H95ZM111 175H112V173H111ZM140 175V174H139ZM195 175V174H194ZM228 175V177H230ZM95 176V177H94ZM102 176V175H101ZM100 176V177H101ZM104 176H105V174H104ZM122 176H124L123 174H122ZM138 176V175H137ZM157 176V175H156ZM192 176H193V174H192ZM217 176V175H216ZM2 177V176H1ZM0 177V178H1ZM109 177L112 179L113 177L112 176H110L109 175ZM120 177H121V175H120ZM146 177H147V175H146ZM160 178H161V176H159ZM172 177H173V179H174V175H172ZM171 177V178H172ZM189 177V178H188ZM193 177H195V176H193ZM227 177V178H228ZM102 178V177H101ZM152 177H149V180L151 179ZM158 178V177H157ZM164 178V177H163ZM180 178V179H181ZM235 178H237V177H235ZM240 177H238L237 178V180L239 179ZM242 178H240L241 180H242ZM256 178V179H255ZM106 179V178H105ZM104 179V180H105ZM110 179V180H111ZM114 179V178H113ZM117 179V178H116ZM124 179V178H123ZM129 179V180H130ZM137 179V178H136ZM144 179L145 178H143L142 179V181L143 182H146L147 180L145 179V181H144ZM148 179V178H147ZM240 179H239V181H240ZM252 179H251V181H252ZM99 180V179H98ZM107 180V179H106ZM120 180H122V178H120ZM126 180H127V178H126ZM141 180V179H140ZM229 180V182L231 183H233V181L235 180V181H237L236 179H233V181H230ZM260 180V181H259ZM141 181V182H142ZM183 181H181V182H183ZM189 181H187V182H189ZM228 181V180H227ZM235 181H234V183H235ZM238 181V182H239ZM247 181V180H246ZM253 181V182H254ZM9 182V181H8ZM8 182H7V184H8ZM128 182V181H127ZM149 182V181H148ZM177 182H179V179H178V181ZM237 182V183H238ZM241 182V181H240ZM249 182H250V180H249ZM2 182L0 181V184H1ZM16 183V182H15ZM64 183V182H63ZM133 183H134V180H133ZM229 183V184H230ZM237 183H235L234 185H236L237 186ZM3 184V183H2ZM6 184V183H5ZM17 184V183H16ZM16 184H14L15 186H16ZM22 184V183H21ZM129 184V183H128ZM130 184H131V180H130ZM182 185L184 184V183H181ZM228 184V185H229ZM251 184H253L252 182L250 183V185ZM9 186H10V183L8 184ZM46 185H48V184H46ZM103 185V184H102ZM136 185H137V182H136ZM140 185V184H139ZM141 185H143V183L141 184ZM148 185H149V183H148ZM231 185V189L233 188V186H232V184H230ZM229 185V186H230ZM242 184H239V187L240 188H237V187H235V189H241L242 188V186H241ZM253 185H255V183L253 184ZM35 186H37V185H35L34 184V186L33 187H35ZM45 186V185H44ZM48 186H50V185H48ZM48 186H47V188H48ZM104 186V185H103ZM114 186V185H113ZM116 186V185H115ZM114 186V187H115ZM133 186H135V184H133ZM145 186V185H144ZM1 187V186H0ZM8 187V186H7ZM13 187L14 186H12V188L11 189H9L10 190V192H9V190L8 191H5V192H8V193H11L10 194V201L11 202H8L7 204H6V207H5V209H8V205L10 206V205H15V204H18L19 202V204L18 205H20V206H22V207H25V208H29V210H31L33 213H34V215H35V213L37 212V214L35 215V216H37L38 215V213H39V209L40 208H36V206L35 205H31L29 202H26V200L24 199V196H23V191H22V193L20 194L19 193V195L18 194H14L16 191L13 189ZM17 187V186H16ZM51 187V186H50ZM55 187V186H54ZM54 187H51V188H53V190L52 191H50L49 189L50 188H48V190H47V188L46 187H44V188H42L45 192H46V190H47V193H45V194H47V196H48V194L50 193V192H52V193H55V189L56 188H58V189H56V190H61V187L62 186H60V189H59V187L58 186H56L55 187V189H54ZM118 187H119V185H117V189H115V188H111L110 190H108V191H106V192H101L100 191V193H96L97 195H99L100 197L102 196V198L104 197V198H106V197H108V198H106V200L107 201H109V200H111V199H114V201H116V203L118 204V200H122V199H124L126 196H127V194L130 192V187H128V185H127V183H126V185L124 184V186H120L119 188L120 189H118ZM3 188H5V186L4 187H2V189ZM21 189H22V187H20ZM37 188H39V187H37ZM63 188V187H62ZM65 188V187H64ZM228 187H226V189H227ZM230 188V187H229ZM2 189H0V192H1V190ZM17 190H19V188H16ZM40 189V188H39ZM142 189H143V187H142ZM250 189V188H249ZM38 190V189H37ZM102 191H104L103 189H101ZM183 190V189H182ZM184 190H185V188H184ZM183 190V191H184ZM187 190V189H186ZM193 190V189H192ZM228 190V189H227ZM245 190V189H244ZM20 191V190H19ZM54 191V192H53ZM58 191L56 192V196H57V198H58V196H59V194H58ZM188 191V190H187ZM187 191H186V193H187ZM232 191V190H231ZM234 191V190H233ZM238 191H240V193H242L241 191H243V190H237V192ZM2 192H4L3 190H2ZM39 192H42V194L44 193L43 191H39ZM195 192V191H194ZM225 192H227L226 190H225ZM229 192H230V190H229ZM236 192V191H235ZM60 193V192H59ZM61 193H63V191L61 192ZM103 193V194H102ZM180 193L182 194V191L180 190ZM193 193V192H192ZM191 193V194H192ZM232 193V192H231ZM3 194V193H2ZM39 194H41V193H39ZM45 194H43L41 197H43V196H45L46 198H48ZM58 194V195H57ZM66 194V193H65ZM132 194V193H131ZM198 194V193H197ZM226 195H227V193H225ZM238 194H239V192H238ZM237 194V195H238ZM1 195V194H0ZM52 195V194H51ZM60 195H62V197H60L59 196V198L58 199H64L65 201H67V199L66 198H64L63 196H64V194H60ZM95 195V194H94ZM126 195V196H125ZM129 195V194H128ZM182 195H184V194H182ZM182 195H180V196H182ZM193 195V194H192ZM229 195V194H228ZM236 195V196H237ZM3 196H4V194H3ZM13 197V199H12V197ZM53 196H54V194H53ZM56 196H54V197H56ZM67 196V195H66ZM131 196V195H130ZM130 196H128L127 198H129ZM197 196V195H196ZM235 196V195H234ZM234 196H232V194H231V196L229 195V197L231 198V199H229V204H230V211H232V212H235V210L237 209V208H240V210L242 211H246L247 213H249V215H253L254 217H255V221L257 222V224H258V226L260 227V226H264V196H258V197H256V198H254L253 200H249V197H248V195H246L247 197H245L244 196V198L242 197L241 199H239V202H237V200H235V201H233V199H232V197L234 198ZM54 197H51L50 198V196H49V199H47L48 200V202L47 203H51V205H46V201H45V199L46 198H44V203H45V208H44V206H41V205H38V206H41V209L43 208V211H44V209H46L44 212H42V210H41V212L43 213V215H41V217L39 218V219H41V220H43L44 219V222H41V220L39 221V220H37L38 218L36 217V220L37 221H35V226H36V228H37V232H41V229L43 228L44 229V224H45V222H47V221H49V220H47V218L49 219V217H47V216H45V214H48L49 216H50V218H51V216H53V215H50L49 213H50V210L52 211V207H54L53 208V211L52 212H54L55 211V216H56V214L57 213H59V214H61V215H59V214H57V215H59V216H57V220H59L60 221V219L61 218H58V217H62V216H64V215H62V214H64V213H66L67 215H68V212H69V210L68 209H66V207H67V205H66V203L65 202H63L62 200V203L61 202H57L58 204H56V201L55 200H58V199H54ZM122 197H124V198H122ZM193 197H194V195H193ZM2 198H5V201H6V198H8V194H6L5 193V197H2ZM54 199V201H52L53 199ZM111 198V199H110ZM122 198V199H121ZM126 198V199H127ZM116 199V200H115ZM130 199H131V197H130ZM132 199H135L134 198V196H133V198ZM60 200H58V201H60ZM102 201H103V199H101ZM50 201V202H49ZM54 202V204L56 205V206H53V203L52 202ZM105 201V200H104ZM107 201H105V202H102L103 203V205L107 202ZM112 201L113 200H111V201H109L108 203H109V205L106 203V205L108 206V207H110V202L112 203ZM113 201V202H114ZM123 201V200H122ZM122 201L121 202H119V203H122ZM127 201H128V199H127ZM7 202V201H6ZM124 202H125V200H124ZM237 202V203H236ZM68 203V202H67ZM98 203H100V200H99V202ZM102 203H101V205H102ZM185 203H186V201H185ZM113 204V203H112ZM116 204V205H117ZM42 205H43V203H42ZM100 205V208L102 207L103 209L105 208V209H107V206L106 205H104V206H101ZM137 205V204H136ZM139 205V206H138ZM138 205L134 208V215L137 213V211L139 212V210H140V204L138 203ZM50 206H52V207H50ZM58 206V207H57ZM112 206V205H111ZM117 206H120V204L119 205H117ZM117 206L114 208V205H113V207L112 208H114L113 210H116V209H119V208H117ZM121 206H123V204L121 205ZM120 206V207H121ZM128 206V205H127ZM188 207L187 208H189V206H191V205H187ZM57 209H56V208ZM180 207H183V206H180ZM38 209V211H36V209ZM60 209V211H58L59 209ZM112 208H110V209H112ZM184 208H186V206L184 207ZM186 208V209H187ZM64 209H66V211L68 210V212H64L63 213V210ZM83 209H84V207H83ZM83 209H82V211H83ZM97 209H98V206H97ZM102 209V210H103ZM109 209V210H110ZM121 209H124V208H120L118 211L120 212V210ZM126 209H127V207H126ZM58 212H57V211ZM101 210V209H100ZM36 211V212H35ZM98 211H99V209H98ZM97 211V213H101V214H99V216H101L102 215V220L101 221H103L104 223H105V220H106V216L108 217V216H114V214H115V216L118 214V212H116V213H112V211H111V213H108L109 215H105V217H104V213H106L108 210H106V212H104L105 210H103V213H102V211H99L98 212ZM117 211V210H116ZM178 211V210H177ZM51 212V213H52ZM57 212V213H56ZM61 212V213H60ZM109 212V211H108ZM140 212H141V210H140ZM179 212V211H178ZM45 213V214H44ZM231 213V212H230ZM259 213H260V215H259ZM41 214V213H40ZM53 214V213H52ZM110 214H112V215H110ZM139 214V213H138ZM137 215V214H136ZM39 216V215H38ZM45 216L46 217V219H45V217L43 218V217ZM55 216H53V219L55 218ZM43 218V219H42ZM100 218V217H99ZM104 218V219H103ZM52 219V218H51ZM108 219V218H107ZM47 220V221H46ZM55 220V219H54ZM63 220V219H62ZM233 220V219H232ZM54 223V222H56V221H53V220H50L48 223ZM100 222V221H99ZM98 222V223H99ZM64 223V222H63ZM103 223V224H104ZM41 224V225H40ZM60 224V226H61V223L60 222H58V223H56V224H54L55 226H57V225H59ZM102 223H101V225H103ZM256 225V224H255ZM54 226V227H55ZM66 225H64V224H62V227H63V231L65 230V232L67 233V231L68 230H66V229H64V228H67V227H65ZM42 227V228H41ZM50 227H53V225L52 226H50ZM50 227H48L47 226V228H50ZM59 227V226H58ZM39 228H41V229H39ZM45 228H46V224H45ZM61 228V227H60ZM263 229L262 230H264V227H262ZM59 228H57L56 230H58ZM48 230H50V229H48ZM53 230L54 229H52V233H53ZM62 230V229H61ZM51 231V230H50ZM43 233L42 234H45L46 235V232H44V231H42ZM60 232H62V231H60ZM60 232L58 233V231L57 232H55V233H53V235L54 234H56V233H58L59 235H60ZM48 233V232H47ZM50 233V232H49ZM63 233V232H62ZM61 233V235H65L64 233L62 234ZM228 234V233H227ZM49 235V234H48ZM51 235V234H50ZM57 235V234H56ZM60 235V236H61ZM223 235V234H222ZM222 235H219V236H221V237H223ZM59 236V237H60ZM56 237H58V235L56 236ZM216 237V236H215ZM67 240H68V238L67 237H65ZM64 237H61V239H62V241H66L67 242V240H63V239H65ZM138 238L139 237H137V236H135L134 237V239L135 240H138ZM219 238V237H218ZM229 238V237H228ZM215 239V238H214ZM221 239H223V238H221ZM227 239V238H226ZM237 239V238H236ZM223 240H225V239H223ZM232 240H233V238H232ZM259 240H263V242H264V237H258L257 238V241H259ZM233 241H235V239L233 240ZM255 242L254 240H248V241H246L245 243H246V245H248L249 247H250V245H252V246H254L255 244H259V242ZM222 242V241H221ZM220 242V243H221ZM238 242H240V240H237V243H230L229 245H228V247L227 246H225L228 242L225 240V241H223V243H225V245H224V247H227V248H225V249H228L229 251V253H230V251L231 252H236V253H241L242 251V249H241V247H237V245H238ZM32 243H34V242H32ZM31 243V246L33 245ZM219 243V242H218ZM217 243V244H218ZM231 246V247H230ZM21 249H18V251H16L19 255H22L23 253H24V247H25V245H21ZM26 247H27V245H26ZM221 249H224L223 247L221 248ZM245 249H247L246 247H244V249L243 250H245ZM239 250V251H238ZM238 251V252H237ZM227 252V253H228ZM238 253V254H239ZM54 254V253H53ZM235 254V253H234ZM229 255V254H228ZM231 255V254H230ZM240 256V255H239ZM235 258V257H234ZM233 258V259H234ZM238 258V257H237Z\"/></svg>",
  "mask_w": 264,
  "mask_h": 264
}]
</instances>
